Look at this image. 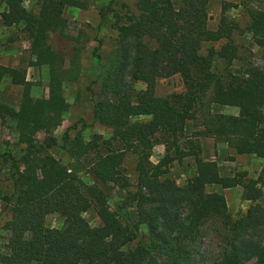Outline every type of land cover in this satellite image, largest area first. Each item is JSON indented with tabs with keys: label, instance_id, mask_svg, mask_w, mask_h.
I'll return each instance as SVG.
<instances>
[{
	"label": "trees",
	"instance_id": "16d2710c",
	"mask_svg": "<svg viewBox=\"0 0 264 264\" xmlns=\"http://www.w3.org/2000/svg\"><path fill=\"white\" fill-rule=\"evenodd\" d=\"M209 0H136L138 12H113L117 35L112 48L101 54V20L97 24L99 97L92 103V120L110 129L86 140L76 126L65 128L61 140L53 135L69 103L63 84L81 73L79 38L72 49L55 46L53 39L68 32V6L87 9L92 0H37L27 9L23 0H4V26L23 24L29 40L30 65L48 66V94L33 98L34 83L26 66L0 64V81L21 86L17 108L0 103V117L15 123L21 152L1 156L9 164V188H0L8 232L3 264H264V63L239 56L235 34L241 27L223 5L217 26H208ZM109 7L100 6L101 19ZM244 30L264 57V9L247 6ZM224 63L214 69L215 61ZM240 61L235 66L234 62ZM179 74L185 90L155 93L158 77ZM145 88L136 91L133 83ZM235 106L236 114L214 112L211 104ZM144 116L145 118H141ZM200 118L202 135L222 138L237 154L263 159L257 177L246 170L223 175L215 160L200 155L199 145L180 137L188 120ZM45 133L42 142L36 134ZM157 134L165 135V152L150 161ZM57 146L72 162L64 164L49 149ZM172 151L174 153H172ZM136 156L137 179L123 204L135 207V216L112 210L108 196L114 187L128 188L123 161ZM194 157L195 173L185 185L169 176L173 160ZM90 177L84 181L79 172ZM210 186L243 187L251 202L246 212L233 215L223 193ZM93 210L99 222L83 216ZM57 213L59 228L47 227L45 217ZM145 227V230L141 229ZM217 233L219 250L213 257L202 246L204 232ZM209 259V260H208Z\"/></svg>",
	"mask_w": 264,
	"mask_h": 264
},
{
	"label": "rangeland",
	"instance_id": "374dc122",
	"mask_svg": "<svg viewBox=\"0 0 264 264\" xmlns=\"http://www.w3.org/2000/svg\"><path fill=\"white\" fill-rule=\"evenodd\" d=\"M227 5L226 14L236 20L241 27V31L235 34V41L238 44L239 56L246 57L257 64L264 63L262 51L253 42L252 36L248 31L244 30L245 25L249 21L247 6L264 9V0H209L208 1V26L214 29L220 18L223 5ZM23 5L27 9H37V0H23ZM100 6L109 7L101 16L98 12ZM5 8L4 0H0V13ZM120 14L126 12H138L136 8V0H92L87 9H79L68 6L64 10V16L71 20L69 33L73 35L69 40L64 36H59L53 39L55 46L72 49L71 43L74 39L79 38L81 73L76 81L65 82L63 84V94L69 103V109L63 114L61 125L56 127L53 135L61 140V136L68 126H76L81 129L84 139L89 140L95 134H102L103 137L110 136V129L92 120V103L95 98L99 97L98 83L95 81L98 74L97 58L92 55V49L97 45L95 37L97 35L96 27L101 20V31L99 36L102 37L99 52L106 54L113 46L117 31L114 27L113 12ZM0 20V64L17 67L19 65L26 66V77L32 81L34 85L31 89L33 98H45L48 94L47 82L49 79L48 66L30 65L31 58L29 51V40L26 34L22 31L23 24L14 25L11 27H3ZM240 61H235L237 66ZM224 63L217 59L214 69L221 70ZM133 88L136 91L145 88V84L141 81L133 83ZM21 86L11 84L8 77H4L0 81V103H5L9 106L17 108ZM185 86L179 74H174L168 77H158L155 83V93L158 95H167L174 92H183ZM211 109L214 112H224L236 114L238 108L235 106L220 105L213 103ZM264 112V106H263ZM141 118H145L141 116ZM202 126L200 118L188 120L182 137H180L181 148L186 151L188 149V141H195L199 145L200 155L209 160H215L223 175H232L239 170H246L248 176L257 177L262 168L263 159L253 154H237L234 149L230 148L226 142L219 137H211L202 135ZM45 133L39 131L36 134L38 142H42ZM165 135L157 134L155 144L153 146L150 161L156 163L165 152L163 139ZM22 144L18 143V135L15 130V123L9 118L2 119L0 117V188L7 190L9 188V164L4 161L1 156L7 150L15 155L21 152ZM49 151L56 155L64 164H69L71 159L60 150L57 146H52ZM172 153H174L172 151ZM136 156L132 153H127L123 166L127 175L130 186L128 188L114 187L111 194L108 196V203L112 210L119 212L129 217L135 216V207L131 203L123 204L128 190H134L137 171L135 169ZM196 165L194 157L186 155L180 160L175 159L171 163L169 176L175 179L177 184L185 185L188 178L195 173ZM80 177L90 182V177L82 172H79ZM208 189L216 190L224 194L228 210L233 215L243 214L250 206L251 202L243 198V187L235 186L231 188H221L220 186H210ZM4 203L0 201V254L5 253V242L8 237V232L4 228L5 221L9 218V213L3 212ZM83 216L91 225H96L99 219L93 210H88L83 213ZM62 217L57 213L48 214L45 217V225L47 227L59 228L62 226ZM141 229L145 230L144 226ZM202 246L208 252L207 258L215 256L219 250L217 233L212 227H207L204 232ZM209 260V259H208ZM254 261L249 260L244 264H253ZM0 264H3L0 261Z\"/></svg>",
	"mask_w": 264,
	"mask_h": 264
},
{
	"label": "crops",
	"instance_id": "0c3cea01",
	"mask_svg": "<svg viewBox=\"0 0 264 264\" xmlns=\"http://www.w3.org/2000/svg\"><path fill=\"white\" fill-rule=\"evenodd\" d=\"M3 27H8V28H9V27H11V26H3Z\"/></svg>",
	"mask_w": 264,
	"mask_h": 264
}]
</instances>
